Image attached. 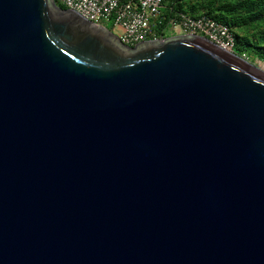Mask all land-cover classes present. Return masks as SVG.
<instances>
[{
  "label": "water",
  "instance_id": "water-1",
  "mask_svg": "<svg viewBox=\"0 0 264 264\" xmlns=\"http://www.w3.org/2000/svg\"><path fill=\"white\" fill-rule=\"evenodd\" d=\"M0 264H264V72L0 0Z\"/></svg>",
  "mask_w": 264,
  "mask_h": 264
},
{
  "label": "built area",
  "instance_id": "built-area-1",
  "mask_svg": "<svg viewBox=\"0 0 264 264\" xmlns=\"http://www.w3.org/2000/svg\"><path fill=\"white\" fill-rule=\"evenodd\" d=\"M55 3V0H53ZM64 9L78 13L92 24L106 29L122 47L131 49L156 40L154 25L166 0H56ZM110 24V29L106 28ZM175 36H199L233 52L228 28L215 21L180 14L168 23Z\"/></svg>",
  "mask_w": 264,
  "mask_h": 264
},
{
  "label": "trees",
  "instance_id": "trees-1",
  "mask_svg": "<svg viewBox=\"0 0 264 264\" xmlns=\"http://www.w3.org/2000/svg\"><path fill=\"white\" fill-rule=\"evenodd\" d=\"M55 4L64 6L55 0ZM180 14L205 17L226 26L233 38V53L264 62V0H166L155 23L156 37L168 34V23ZM264 69V64L260 67Z\"/></svg>",
  "mask_w": 264,
  "mask_h": 264
},
{
  "label": "rangeland",
  "instance_id": "rangeland-1",
  "mask_svg": "<svg viewBox=\"0 0 264 264\" xmlns=\"http://www.w3.org/2000/svg\"><path fill=\"white\" fill-rule=\"evenodd\" d=\"M106 28L110 29V24L109 23H106ZM168 34L165 36V37H156V40L155 42H160V41H163L167 38H170V37H174L175 35L174 34H171L169 31H167ZM245 59V58H244ZM246 60V59H245ZM249 63L255 65L257 68H260L264 62H261V61H258V60H253V61H249L247 60ZM262 69V68H261ZM264 70V69H263Z\"/></svg>",
  "mask_w": 264,
  "mask_h": 264
},
{
  "label": "bare ground",
  "instance_id": "bare-ground-1",
  "mask_svg": "<svg viewBox=\"0 0 264 264\" xmlns=\"http://www.w3.org/2000/svg\"><path fill=\"white\" fill-rule=\"evenodd\" d=\"M261 71H263L264 72V70L263 69H261V68H259Z\"/></svg>",
  "mask_w": 264,
  "mask_h": 264
}]
</instances>
